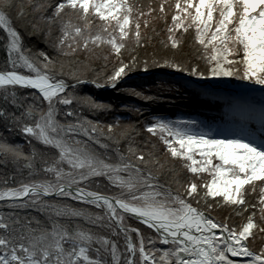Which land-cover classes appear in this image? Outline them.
Returning <instances> with one entry per match:
<instances>
[{
  "label": "snow or ice",
  "instance_id": "1",
  "mask_svg": "<svg viewBox=\"0 0 264 264\" xmlns=\"http://www.w3.org/2000/svg\"><path fill=\"white\" fill-rule=\"evenodd\" d=\"M28 3L33 19L25 30L45 45L35 51L16 26L26 18L23 7L0 0V122L29 149L0 134V164L22 177L0 179V208L9 209L0 211V264H264V245L254 247L264 239V96L258 118L256 109L241 107L242 135L219 138L195 120L153 117L145 131L163 145L162 161L155 142L137 143L135 125L85 116L82 109L111 105L76 92L82 84L117 89L138 66L136 50L160 35L157 21L165 25L160 42L173 54L144 59V72L233 77L264 91V0H160L147 11L139 0ZM190 30L203 68L177 58ZM110 58L117 61L111 74L86 78L93 61ZM164 171L172 174L167 184ZM101 181L115 191L93 190ZM217 208L229 216L216 218ZM233 213L240 223H229Z\"/></svg>",
  "mask_w": 264,
  "mask_h": 264
},
{
  "label": "trees",
  "instance_id": "2",
  "mask_svg": "<svg viewBox=\"0 0 264 264\" xmlns=\"http://www.w3.org/2000/svg\"><path fill=\"white\" fill-rule=\"evenodd\" d=\"M159 2L160 0H139V3L143 5L145 11H147V7L149 4H152L153 7L158 9ZM170 2H172V0H170ZM15 3L18 6H22L23 11L26 14L25 19L16 20V13L19 8L12 11V17L14 20H16V26L18 27V30H20L22 32V35L25 36V43L34 51L37 49L45 48L41 37L28 34L31 32L30 27L25 30L27 21L33 19L32 9L29 6L28 0H15ZM153 15H155V13H153ZM164 27L165 25L163 24V22H156V29L160 33V35H153V39L151 43L147 45V47L139 48L136 50L135 55L139 63L136 69L131 73H139L143 71L142 61L144 59L148 60L151 58L169 56L168 53L171 50L164 49L163 45L160 42L161 40L166 38L165 32L163 31ZM0 34H4L2 30H0ZM184 40L185 45L182 51L176 53L177 58L185 63H199L203 68L204 62L197 58L195 49L190 46L192 44L191 30L188 34L185 35ZM4 55L5 53L0 50V60ZM123 58H125L124 61L126 63L129 61L130 55L127 51L123 53ZM81 59H83V56H81ZM105 63L107 64L106 67ZM116 64L117 61H115L113 58H110L107 62L102 59L95 60L92 62V68L95 69V71H88L86 78L89 80L95 78L96 72H101L102 75L111 74ZM149 70L163 71L164 68L153 67ZM130 89H135L136 91L142 92L145 96H152L155 99L151 101L144 100L141 97L132 95L129 91ZM76 92L80 96H92L98 101H102L106 104L111 105L110 111L100 113H90L87 109H82L85 116H87L89 119L99 120L102 124L105 125L114 123L117 120L121 122L122 126H127L130 124L135 125L140 133V135L136 137L137 143L141 144L144 142H155L157 144L158 153L162 161L166 159V157L163 155V145L156 141L154 137H150L149 134L145 131V125L150 123L153 117L163 116L171 120H195L198 122L199 117H197V115H204L210 118L211 116H214L215 113L220 112L219 108H221L222 106L221 105L220 107H218V109H215V103L211 100H207L201 97V93L199 91L187 89L183 86L182 83H177L172 79L158 78L157 76H152L148 79H128L127 81L120 82L117 89H97L92 84H82L77 87ZM22 94L28 95L29 90H25ZM136 109H139L140 111L137 112ZM182 116L185 117L182 118ZM0 134H2V137L4 139H7L10 143L24 145L25 152L29 150L25 137L18 133H9L2 122H0ZM124 147L125 144L122 143L121 148L123 149ZM10 166V164L7 166L4 165L5 168H8ZM11 167L13 169V166ZM186 176L187 174L184 173V177H180L181 180H184ZM171 180L172 174L164 171L161 175V182L167 184L171 182ZM171 186L173 188L176 187L174 183H172ZM97 190L109 193L111 191H115L114 189L110 190L106 187H102ZM71 202L74 205L82 207V205L76 204V202ZM224 209L228 211L224 212V215H229L230 210L227 208ZM91 210L93 212L97 211L94 208ZM0 211L7 212L9 211V209L0 208ZM32 215L40 216V214L36 212H33ZM234 215L235 214L233 213L231 223L233 222ZM40 218L43 219L42 216H40ZM240 222V218H238V222L236 223ZM130 224L135 226L138 223L134 220H130ZM255 244L264 245V239L258 237L255 240Z\"/></svg>",
  "mask_w": 264,
  "mask_h": 264
},
{
  "label": "rangeland",
  "instance_id": "3",
  "mask_svg": "<svg viewBox=\"0 0 264 264\" xmlns=\"http://www.w3.org/2000/svg\"><path fill=\"white\" fill-rule=\"evenodd\" d=\"M2 36H4V34H0V37H2ZM0 50H2L3 52H4V50L2 49V48H0ZM173 53H172V51H170L169 53H168V55L170 56V55H172ZM5 55L3 56V58L0 60V65H2L3 64V62H4V60H5ZM127 58V57H126ZM125 59V58H124ZM153 58H151V59H148L149 61H151ZM165 69V68H164ZM166 71L168 72H170V71H174V70H172V69H167L166 68ZM167 75H169V73H167ZM166 75V76H167ZM171 75H174L176 78H186L187 80H189L188 78H187V76H183V75H181V73H179V72H172L171 73ZM230 78V83H232V85H240L241 83H243V82H249V83H251L250 81H241V80H238V79H235V78H233V77H229ZM194 79L195 80H204V79H198V78H196V77H194ZM183 84V86L184 87H188V85L187 84H184V83H182ZM252 85H254V86H258V87H261V86H259V85H255V84H253V83H251ZM231 85V84H230ZM257 99H258V97H256ZM257 116H258V114H256ZM209 132H211L213 135H216V136H218L219 138H223L224 136H233V135H242L241 134V131H240V125H238V124H235L234 122H232V123H224V122H218V123H215V124H213V125H211V126H209V130H208ZM139 138V137H138ZM141 144H143V143H141ZM11 165V164H10ZM12 166V165H11ZM8 167V168H5L4 167V164H0V179H3V178H5V177H15L16 178V180H19V179H21L22 177L21 176H19L16 172H15V169L13 168L12 169V167ZM177 169L179 170V165L177 164ZM181 176H183L184 177V173L183 172H181ZM186 178V177H185ZM100 184H101V186H100V188H102V187H105V185L107 184V182L106 181H101L100 182ZM0 186H2V185H0ZM8 186H15L14 184H12L11 182L9 183V185ZM92 188H93V190H97V188H96V185L95 184H93L92 185ZM66 203H72L70 200L69 201H65ZM75 206H77V205H75ZM224 212H228L227 210H225L224 208H217L216 210H214L213 212H212V215L213 216H217L218 218H220V220H224V219H226L229 215H224ZM238 218L239 217H236L235 215H234V217H233V222L232 223H236V222H238ZM231 220H232V217H231V219L229 220V223H231ZM129 224H130V220H128L127 221ZM81 223L83 224V222L81 221ZM132 225V224H131ZM85 227H87V225H84ZM133 226V225H132ZM133 227H139V228H141V230L143 231V232H145V233H149L150 231L147 229V228H145L144 226H140L139 224H137V225H135V226H133ZM122 243V242H121ZM262 245H256L255 243H254V247H256L257 249H259L260 247H261Z\"/></svg>",
  "mask_w": 264,
  "mask_h": 264
},
{
  "label": "bare ground",
  "instance_id": "4",
  "mask_svg": "<svg viewBox=\"0 0 264 264\" xmlns=\"http://www.w3.org/2000/svg\"><path fill=\"white\" fill-rule=\"evenodd\" d=\"M205 81L206 82L198 81L197 83L202 85L205 92L208 94L225 96L236 104L241 106L247 105L250 108L258 107L255 99H251V97L255 98L257 95L264 93L261 91L260 87L254 86L249 82H243L240 85L232 86L229 77L209 78ZM228 95H231L232 97H229ZM235 97H237V99H235Z\"/></svg>",
  "mask_w": 264,
  "mask_h": 264
}]
</instances>
